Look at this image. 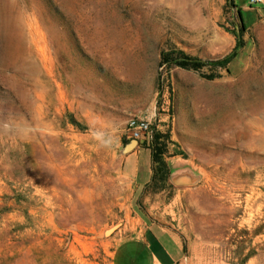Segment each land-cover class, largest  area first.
<instances>
[{
  "label": "rangeland",
  "instance_id": "374dc122",
  "mask_svg": "<svg viewBox=\"0 0 264 264\" xmlns=\"http://www.w3.org/2000/svg\"><path fill=\"white\" fill-rule=\"evenodd\" d=\"M132 116L151 131L134 147L162 135L160 190L124 169ZM148 220L182 241L175 264H264V13L0 0V264H113Z\"/></svg>",
  "mask_w": 264,
  "mask_h": 264
},
{
  "label": "crops",
  "instance_id": "0c3cea01",
  "mask_svg": "<svg viewBox=\"0 0 264 264\" xmlns=\"http://www.w3.org/2000/svg\"><path fill=\"white\" fill-rule=\"evenodd\" d=\"M124 169L136 187H144L151 177L149 150L141 146L131 149L124 158ZM183 257L178 235L158 221L148 220L140 234L118 244L113 264H175Z\"/></svg>",
  "mask_w": 264,
  "mask_h": 264
},
{
  "label": "trees",
  "instance_id": "16d2710c",
  "mask_svg": "<svg viewBox=\"0 0 264 264\" xmlns=\"http://www.w3.org/2000/svg\"><path fill=\"white\" fill-rule=\"evenodd\" d=\"M239 17L241 19L240 12ZM234 56L235 49L232 50V52L228 53L224 57L222 62L228 63ZM174 60L175 62H177L178 65L186 68L190 67L195 69L201 64L200 62L195 61L193 58L187 55H182V53L181 56H176ZM161 138V134L155 133L151 136L149 142H147L145 146L149 150L151 158V177L150 180L145 184V187L146 189H150L152 191L164 188L170 174L169 167L163 157L165 145L162 141H160Z\"/></svg>",
  "mask_w": 264,
  "mask_h": 264
},
{
  "label": "built area",
  "instance_id": "2783aa9c",
  "mask_svg": "<svg viewBox=\"0 0 264 264\" xmlns=\"http://www.w3.org/2000/svg\"><path fill=\"white\" fill-rule=\"evenodd\" d=\"M249 6H255L258 12L264 13V0H247ZM127 136L130 140L142 142L146 139L150 131V121L146 117L132 116L126 122Z\"/></svg>",
  "mask_w": 264,
  "mask_h": 264
},
{
  "label": "water",
  "instance_id": "95a60500",
  "mask_svg": "<svg viewBox=\"0 0 264 264\" xmlns=\"http://www.w3.org/2000/svg\"><path fill=\"white\" fill-rule=\"evenodd\" d=\"M136 144H137V141H136V140H131V145H130V147H134Z\"/></svg>",
  "mask_w": 264,
  "mask_h": 264
}]
</instances>
